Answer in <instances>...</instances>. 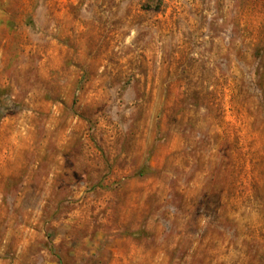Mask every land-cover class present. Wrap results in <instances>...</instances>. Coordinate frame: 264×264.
I'll return each mask as SVG.
<instances>
[{"label":"rangeland","instance_id":"374dc122","mask_svg":"<svg viewBox=\"0 0 264 264\" xmlns=\"http://www.w3.org/2000/svg\"><path fill=\"white\" fill-rule=\"evenodd\" d=\"M0 264H264V0H0Z\"/></svg>","mask_w":264,"mask_h":264},{"label":"trees","instance_id":"16d2710c","mask_svg":"<svg viewBox=\"0 0 264 264\" xmlns=\"http://www.w3.org/2000/svg\"><path fill=\"white\" fill-rule=\"evenodd\" d=\"M162 3V0H148L149 6H152L153 8H159V5Z\"/></svg>","mask_w":264,"mask_h":264}]
</instances>
